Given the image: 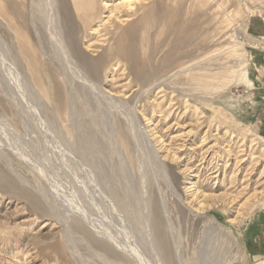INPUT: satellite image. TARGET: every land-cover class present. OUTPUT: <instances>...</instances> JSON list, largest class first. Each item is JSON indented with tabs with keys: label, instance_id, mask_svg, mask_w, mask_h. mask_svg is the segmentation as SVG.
Wrapping results in <instances>:
<instances>
[{
	"label": "rangeland",
	"instance_id": "374dc122",
	"mask_svg": "<svg viewBox=\"0 0 264 264\" xmlns=\"http://www.w3.org/2000/svg\"><path fill=\"white\" fill-rule=\"evenodd\" d=\"M61 1L68 33L72 10ZM95 1L102 21L90 26L100 34L116 28L125 38L117 56L121 66H115V58L105 63L104 56H94L99 46L86 51L91 36L95 40L100 34L71 47L92 79L119 94L118 104L109 107L93 96L86 106L78 89L72 119L63 116L58 95L55 108L42 100L44 124L37 112L33 124L36 119L24 115L12 98L9 75L0 71V264H264V0H110L105 9L102 2L108 0ZM126 1L133 11L122 7L108 19L112 6ZM30 15V0H0V49L11 50L27 82L20 41L12 36L15 30L25 38L30 32L36 41L38 25ZM242 27L260 41L240 33L243 46L234 50L231 38ZM39 48L35 42L30 50ZM143 128L167 178L150 158ZM146 160L152 162L147 166ZM113 191L123 198L120 205ZM212 217L219 222L215 228L208 225Z\"/></svg>",
	"mask_w": 264,
	"mask_h": 264
},
{
	"label": "bare ground",
	"instance_id": "6f19581e",
	"mask_svg": "<svg viewBox=\"0 0 264 264\" xmlns=\"http://www.w3.org/2000/svg\"><path fill=\"white\" fill-rule=\"evenodd\" d=\"M60 2L62 3V1L61 0H30V4H31V17H30V20L32 21V25L34 24V22H35V24H37L38 25V27L36 28V32L34 33V36H35V39H36V41H33V36L32 35H30L29 33L30 32H28L27 33V36H26V38L24 37V36H22V32H20V31H18V30H15L14 31V36H12L13 38H15L16 40H15V42L17 41V43H18V41H20V46L17 48V47H14L15 49L17 48V49H20L21 50V52H19L18 51V54H20L21 53V56H22V61H24V66H25V68L26 69H24V70H28V74L30 75L29 77H30V82H27V80L23 77V73L21 74V73H19L18 72V70H17V68H16V65H15V63H14V61H13V56L11 55V53L12 52H10L9 53V51H11V50H7V46H4V44L6 43H4L3 44V46L4 47H6V50H7V52L6 53H2V51L3 52H5L6 50H2V49H0V51H1V53L3 54V56L1 55V53H0V71L2 72L3 71V73L6 75V74H8L9 75V80H8V77H7V80L10 82V84H8V81H7V84L8 85H11V88H13V89H11L12 90V92H14V97L12 96V98H14L17 102H19L20 103V106L22 107V109L21 110H24L23 112H24V115H25V113L26 114H28V116L30 117V118H35L36 120H32L31 122H33V121H38V119L34 116L35 114H36V112L38 113V115H39V118L41 119V117L43 116V115H41V112H42V110H41V108H40V104L41 103H45L46 102V100L49 102V103H51L50 105H52L53 107H54V105H55V96H62V98H61V100H60V102H59V105H62V106H64V109H63V116H65V117H67L68 119L70 118V119H72L77 113H76V110H75V106H74V104L73 103H75V101H74V99L76 98V96H78L79 97V91H78V89H80V90H82V91H80V92H84L85 93V98H84V105H86L85 104V102L87 101V102H90L89 101V97L91 98V97H95L96 98V100H102L103 102H104V104L105 103H107V106H109L110 107V105H108V103H112V105L114 104H118V102H120L119 101V99H117V97L119 96V94H117V95H112L111 93H110V91L109 90H107V89H105V87L102 85V84H100L98 81H96L95 79H92L88 74H87V72L85 71V69L83 68V66L81 65V63L77 60V58L75 57V51L72 49V47H71V44L72 45H74L73 43H75L76 45H78L80 42H82V39H83V37H89L90 38V35H95V34H100L99 32H101V30L99 29V28H97V27H94L93 25L92 26H90L92 23H94V22H100V21H102V20H98L100 17V14H99V9H100V6L99 5H97L96 4V1L95 0H64L63 1V3H66L68 6H69V8H70V10H72V19H73V21H72V26L73 27H68V31L70 32H68L67 33V29H66V27L64 26L65 25V23H64V20H63V17L61 16V14L59 13V6H60ZM102 4L105 6V7H102V8H108L109 6H111V3H110V0H108V1H105V2H102ZM133 4V3H132ZM102 5V6H103ZM97 6H99V9L97 8V11H94V10H96L95 9V7H97ZM131 6V8H129ZM122 7H125V9L126 8H129V9H131L132 10V5H131V2L130 1H126V2H120L119 4H117L116 3V5H113L112 6V8L109 10L110 11V15H109V17H108V19L109 18H111L110 16L113 14V12L115 11V10H119L120 8H122ZM133 11V10H132ZM118 13H119V11H118ZM120 14V13H119ZM8 15V14H7ZM114 16L116 17V19L118 18V16H116L115 14H114ZM21 19L24 21V17L23 16H21ZM128 19H130V17L128 16V17H123L122 18V21H125V20H128ZM106 22V21H105ZM105 22L104 23H99L100 25H98V27L100 26H104V24H105ZM115 22V21H114ZM110 23V22H109ZM112 23V22H111ZM31 25V24H30ZM9 26H11V24L9 25ZM13 26V25H12ZM15 26V25H14ZM35 26V25H34ZM33 26V27H34ZM106 26V25H105ZM247 26V24L245 23L244 24V27H246ZM32 27V28H33ZM8 28V27H7ZM25 29H27L28 28V26H27V24H26V26L24 27ZM34 28V29H35ZM243 28V27H242ZM9 29H10V27H9ZM12 30V29H11ZM10 30V31H11ZM246 30H248V28H243L242 29V32H239V33H237V31L235 32V35L234 36H232V38H231V40L232 41H236L233 45H232V49H234L235 50V48H237L238 47V45H242L243 43L242 42H240L239 40L242 38L241 36H240V33L241 34H243V36L244 37H246L247 39H248V41H250V42H259L260 40L259 39H257L256 37H253V36H248L249 34L247 33V31ZM119 31H117V29L116 28H113V29H111L110 31H107V32H103V33H101L100 34V36L99 37H97L95 40H90V39H93L92 38V36H91V38L87 41V44H86V51H90V50H92V51H94V49L96 48V47H98L99 46V48H100V50H98L97 52H98V54H95L94 56H104L105 58H104V60H105V63H108L109 61H110V59L111 58H115V60H114V62H115V66H117V68L118 67H120L121 65H120V63H121V61H119V59L117 58V56H119V51L122 49V47H123V41H125V38H124V36H123V34H119L118 33ZM9 33V32H8ZM12 34V33H11ZM85 39H87V38H85ZM237 39V40H236ZM260 39H264V36L262 35V37L260 38ZM41 41H43V42H45V46L47 47V51H48V53H46V52H44V49H43V47H42V43L43 42H41ZM3 42V41H2ZM35 42H37V44H38V46L40 47L39 48V51L40 52H34V50H30V47L35 43ZM73 42V43H72ZM17 43H15V45H17L18 46V44ZM2 44V43H1ZM0 44V45H1ZM257 43H255V45H256ZM243 46V45H242ZM75 47V46H74ZM262 47H264V46H262ZM0 48H1V46H0ZM261 48V47H260ZM14 49V50H15ZM46 51V50H45ZM7 53H8V56H7ZM6 54V55H5ZM14 54H16V51H15V53ZM17 54V55H18ZM5 55V56H4ZM26 55H31L32 57H34V59L35 60H37V59H40V61L39 62H31L28 58H24V60H23V56L25 57ZM85 55V54H84ZM19 56V55H18ZM21 56H19V57H21ZM16 63H18L17 61H15ZM19 62H20V60H19ZM90 62H92V61H90ZM23 63V62H22ZM49 65L52 67V69L49 67ZM2 66V67H1ZM114 66V69H117L116 67ZM22 67H23V64H22ZM214 67V66H213ZM216 67V66H215ZM22 69V68H21ZM30 72V73H29ZM54 73V74H53ZM7 75V76H8ZM25 76H27V74L25 75ZM5 77V76H4ZM246 77V76H245ZM6 78V77H5ZM4 78V79H5ZM5 81V82H6ZM128 83H130V81L128 82ZM127 83V84H128ZM157 83V82H156ZM126 84V85H127ZM9 87V86H8ZM164 87V86H163ZM147 91H148V89H147ZM159 91H161L160 89H159ZM183 91V90H182ZM10 92V91H9ZM11 92V93H12ZM63 93V94H62ZM9 96H10V94H9ZM81 96H83V93H81ZM75 97V98H74ZM46 99V100H43V99ZM80 98V97H79ZM42 100H43V102H42ZM47 102V103H48ZM95 102H97V101H95ZM16 103V102H15ZM43 103V104H44ZM47 103H45V104H47ZM61 103V104H60ZM92 103H94V101L92 102ZM44 104V105H45ZM95 104V103H94ZM98 104V103H97ZM100 105H101V103H99ZM104 104H102L103 106L102 107H104ZM89 105H91V104H89ZM99 105V106H100ZM121 105V104H120ZM87 106V105H86ZM86 106H84V107H86ZM96 106V105H95ZM98 106V105H97ZM97 106H96V108H97ZM107 106H106V108H107ZM122 107V106H121ZM55 108V107H54ZM101 108V107H100ZM125 108V107H124ZM135 108V107H134ZM57 109V108H56ZM99 109V108H98ZM114 109V108H113ZM118 109V108H117ZM133 109V108H132ZM58 110V109H57ZM91 110V109H90ZM101 110V109H100ZM104 110H105V108H104ZM133 110H135V109H133ZM89 111V110H88ZM88 111H86V112H88ZM102 111H103V109H102ZM117 111V110H116ZM108 112H110V109L108 110ZM118 112V111H117ZM33 115V117H31V115ZM93 113V112H92ZM103 113H104V111H103ZM128 113H130V112H128ZM20 114V113H19ZM57 114H58V112H57ZM56 114V115H57ZM94 114H97V113H94ZM102 114V113H101ZM108 115H109V113H107ZM21 115V114H20ZM111 115V114H110ZM89 116H90V114H89ZM94 116V115H93ZM92 116V117H93ZM122 116V115H121ZM131 116H134V114L133 115H131ZM28 117V118H29ZM91 117V116H90ZM111 116H109L108 118H110ZM126 117V116H125ZM124 117V118H125ZM25 118V117H24ZM27 118V117H26ZM48 118V117H47ZM56 118H57V116H56ZM79 118V117H78ZM100 118V117H99ZM108 118H107V120H108ZM23 119V118H22ZM58 119V118H57ZM91 119V118H90ZM104 119V118H103ZM131 119V118H130ZM28 120H31V119H28ZM49 120V119H48ZM41 121H42V119H41ZM96 121V120H95ZM105 121V120H104ZM5 122V121H4ZM9 122V121H8ZM72 122V121H71ZM100 122V121H99ZM103 122V121H102ZM129 122H130V120H129ZM134 122V121H133ZM42 123H43V121H42ZM49 123V122H48ZM96 123V122H95ZM104 123H106V122H104ZM113 123V122H112ZM128 123V122H127ZM136 123V122H135ZM7 124V123H6ZM33 124H34V122H33ZM36 124V123H35ZM44 124V123H43ZM46 124V123H45ZM72 124V123H71ZM129 124V123H128ZM132 124V123H131ZM29 125V124H28ZM100 125H102V124H100ZM32 126V125H31ZM35 126V125H34ZM47 126V125H46ZM51 126L53 127V125L51 124ZM74 126V125H73ZM111 126V125H110ZM129 126V125H128ZM48 127V126H47ZM52 127H51V130H52ZM131 127V125L128 127V128H130ZM138 127V126H137ZM33 128V127H32ZM36 128H38V125H37V127ZM49 128V127H48ZM98 128V127H97ZM133 128V127H132ZM131 128V129H132ZM141 128V127H140ZM34 129V128H33ZM50 129V128H49ZM48 129V130H49ZM110 129H111V127H110ZM113 129V128H112ZM4 130V129H3ZM50 130V131H51ZM55 130V129H54ZM53 130V131H54ZM99 130V129H98ZM135 130V129H134ZM136 130H138V129H136ZM74 131H76V129L74 130ZM131 131H133V130H131ZM140 131H141V129H140ZM55 132V131H54ZM97 132V131H96ZM80 133V132H79ZM110 133H112V132H110ZM133 133H134V131H133ZM142 133H143V135H142V139H143V141L146 143L145 145H148V147H149V149H150V151H151V157L150 158H153L155 161H157L158 163H159V165H160V169H161V171H162V173L164 174V176L166 177V167H165V165H163V163L162 162H160L159 161V154H158V150L156 151L155 150V148H154V146H153V144L150 142V140L148 139V137H147V135H146V133H145V131H144V128L142 129ZM50 134V133H49ZM52 134V133H51ZM109 134V133H108ZM55 136H56V134H54ZM138 135V134H137ZM7 136V135H6ZM37 136H39V135H37ZM53 136V135H52ZM95 136V135H94ZM133 136V135H132ZM2 137V136H1ZM10 137V136H9ZM15 137V136H14ZM11 138V137H10ZM56 138H57V136H56ZM105 138V137H104ZM136 138V137H135ZM2 139V138H1ZM9 139V138H8ZM12 139V138H11ZM52 139H53V137H52ZM55 139V138H54ZM54 139H53V141H54ZM69 139V138H68ZM71 139V138H70ZM94 139V138H93ZM26 140V139H25ZM24 140V141H25ZM41 140V139H40ZM51 140V139H50ZM58 140V139H57ZM66 140V139H65ZM106 140H107V138H106ZM137 140V139H136ZM135 140V141H136ZM4 141V140H3ZM9 141V140H8ZM12 141V140H11ZM53 141H51V142H53ZM59 142V141H58ZM70 142V141H69ZM13 143V142H12ZM26 143V142H25ZM30 143H32V142H30ZM34 143V142H33ZM62 143V142H61ZM60 143V144H61ZM64 143V142H63ZM63 143H62V146H63ZM83 143V142H82ZM86 143H88V142H86ZM109 143H110V140H109ZM22 144H23V141H22ZM21 144V145H22ZM29 144V143H28ZM71 144V143H70ZM110 144H112V142L110 143ZM24 145V144H23ZM23 145H22V147H23ZM27 145V144H26ZM30 145H32V144H30ZM33 145H35V144H33ZM41 145H42V142H41ZM50 145V144H49ZM59 145V144H58ZM88 145V144H87ZM144 145V146H145ZM12 146V145H11ZM15 146V145H14ZM54 147H55V145H53ZM82 146V145H81ZM112 146V145H111ZM115 145H113L112 147H114ZM117 146V145H116ZM115 146V147H116ZM244 146V145H243ZM16 147H17V145H16ZM19 147V146H18ZM27 147H30V146H27ZM45 147H47V146H45ZM50 148H51V146H49ZM87 147V146H86ZM94 147H95V145H94ZM146 147V146H145ZM20 148V147H19ZM24 148H25V145H24ZM48 148V147H47ZM49 148V149H50ZM64 148H65V146H64ZM88 148V147H87ZM109 148H111V147H109ZM117 148V147H116ZM17 149V148H16ZM21 149V148H20ZM55 149V148H54ZM59 149H60V147H59ZM69 149V148H68ZM71 149H73V148H71ZM71 149H69V150H71ZM244 149V148H243ZM30 150L32 151V149L30 148ZM58 150V149H57ZM65 150H67V148L65 149ZM68 150V151H69ZM81 150H82V148H81ZM85 150V149H84ZM83 150V151H84ZM99 150V149H98ZM110 150V149H109ZM121 150V149H120ZM145 150H146V148H145ZM242 150V149H241ZM263 150V149H262ZM15 151H17V150H15ZM24 151V150H23ZM34 151V150H33ZM60 151V150H59ZM76 151V150H75ZM110 151H112V150H110ZM35 152V151H34ZM52 151H50V153H51ZM63 152V151H62ZM61 152V153H62ZM78 152V151H77ZM79 152H81L80 150H79ZM118 152H119V149H118ZM121 152V151H120ZM52 153H54V152H52ZM71 153V152H70ZM75 153V152H74ZM112 153V152H111ZM72 154H73V151H72ZM86 154V153H85ZM104 154V153H103ZM148 154V153H147ZM25 155V154H24ZM55 155V154H54ZM59 155V154H58ZM77 155V154H76ZM83 155V154H82ZM106 155V154H105ZM112 155V154H111ZM114 155V154H113ZM37 156V155H36ZM41 157V156H40ZM39 157V158H40ZM56 157V156H55ZM60 157V156H59ZM70 157V156H69ZM81 157V156H80ZM142 157V156H141ZM33 158H35V157H33ZM38 158V157H37ZM51 158V157H50ZM64 158V157H63ZM63 158H62V160H63ZM66 158V157H65ZM74 158V157H73ZM79 158V157H78ZM120 158V157H119ZM146 158V157H145ZM145 158L144 159H142L143 160V162L142 163H144V160H145ZM41 159V158H40ZM57 159H58V157H57ZM76 159V158H75ZM121 159V158H120ZM119 160V159H118ZM137 160H139V159H137ZM244 160V159H243ZM242 160V161H243ZM72 161V160H71ZM102 161H104V160H102ZM147 161H151L152 162V160H146V162H145V165H147L146 163H147ZM64 162H65V160H64ZM89 162V161H88ZM113 162V161H112ZM138 162V161H137ZM49 163V162H48ZM67 163H69V162H67ZM100 163V162H99ZM104 163V162H103ZM241 163V162H240ZM39 164H41V163H39ZM54 164V163H53ZM61 164V163H60ZM109 164H110V162H109ZM139 164V163H138ZM45 165V167H46V164H44ZM48 165V164H47ZM56 165V164H55ZM78 165V164H77ZM142 165V164H141ZM144 165V166H145ZM149 165V164H148ZM147 165V166H148ZM155 165V164H154ZM42 166V165H41ZM53 166V165H52ZM80 166H82V165H80ZM88 166V165H87ZM93 166V165H92ZM137 166H139V165H137ZM48 167V166H47ZM55 167V166H54ZM76 167V166H75ZM99 167V166H98ZM97 167V168H98ZM126 167V166H125ZM142 167V169L144 168L143 166H141ZM150 167H152V166H150ZM79 168V167H78ZM82 168V167H81ZM97 168H95V169H97ZM121 168H123V167H121ZM153 168V167H152ZM152 168H150V169H152ZM53 169V168H52ZM57 169V168H56ZM63 169V168H62ZM88 169V168H87ZM145 169H148V167L147 168H145ZM149 169V170H150ZM51 170V169H50ZM55 170V169H54ZM82 170V169H81ZM90 170V169H89ZM153 170H154V168H153ZM126 171V170H125ZM125 171H123V172H125ZM138 171V170H137ZM144 171V170H143ZM142 171V172H143ZM150 171H152V170H150ZM106 172V171H105ZM141 172V173H142ZM52 173V172H51ZM67 173V172H66ZM127 173V172H126ZM129 173V172H128ZM80 174V173H79ZM162 174V175H163ZM54 175V174H53ZM74 175V174H73ZM92 175V174H91ZM124 175V174H123ZM142 175H143V173H142ZM146 175H147V173H146ZM109 176V175H108ZM140 176V175H139ZM161 176V175H160ZM74 177V176H73ZM114 177V176H113ZM117 177V176H116ZM121 177V176H120ZM126 177V176H125ZM124 177V178H125ZM131 177V176H130ZM164 177V178H165ZM56 178V177H55ZM77 178V177H76ZM95 178V177H94ZM99 178V177H98ZM101 178V177H100ZM118 178V177H117ZM163 178V177H162ZM167 178V177H166ZM62 179V178H61ZM68 179V178H67ZM72 179V178H71ZM121 179V178H120ZM129 179V178H128ZM141 179V178H140ZM94 180V179H93ZM118 180V179H117ZM116 180V181H117ZM55 181V180H54ZM70 181V180H69ZM88 181V180H87ZM97 181H99V180H97ZM96 181V182H97ZM114 181V180H113ZM168 181V180H167ZM64 182V181H63ZM90 182V181H89ZM93 182V181H92ZM104 182V181H103ZM115 182V181H114ZM124 182V181H123ZM138 182V181H137ZM69 183V182H68ZM97 183H99V182H97ZM58 184V183H57ZM118 184V183H117ZM167 184V183H166ZM72 185V184H71ZM87 185V184H86ZM93 185V184H92ZM96 185H98V184H96ZM120 185V184H119ZM118 185V186H119ZM123 185H125V184H123ZM122 185V186H123ZM75 186V185H74ZM74 186H73V189H74ZM89 186H90V184H89ZM100 186V185H99ZM128 186V185H127ZM142 186V185H141ZM170 186V185H169ZM76 187V186H75ZM101 187V186H100ZM121 187V186H120ZM63 188V187H62ZM106 188V187H105ZM128 188H131V187H128ZM39 189V188H38ZM64 189V188H63ZM76 189V188H75ZM123 189V188H122ZM122 189H121V191H122ZM40 190H42V189H40ZM71 190V189H70ZM91 190V189H90ZM129 190V189H128ZM77 191H79V190H77ZM97 191V190H96ZM125 191V190H124ZM124 191H122V194L124 193ZM130 191H132L133 192V190H129V192ZM88 192H90V191H88ZM93 192H95V191H93ZM102 192V191H101ZM105 192V191H104ZM107 192V191H106ZM105 192V193H106ZM110 192L112 193V189L110 190ZM131 192V193H132ZM92 193V192H91ZM95 193H97V192H95ZM147 193V192H146ZM74 194L77 196V198H80L79 197V195H78V193H76V192H74ZM98 194H100V193H98ZM108 194V193H107ZM106 194V197L108 196ZM126 194V193H125ZM125 194H123L122 195V197H124V195ZM138 194V193H137ZM151 194V193H150ZM71 195V194H70ZM82 195H83V193H82ZM85 195V194H84ZM109 195H110V193H109ZM127 195V194H126ZM126 195H125V197H126ZM100 196H102L101 194H100ZM132 196V195H131ZM137 196V195H136ZM139 196V195H138ZM163 196V195H162ZM109 197V196H108ZM113 197H114V199H115V201L120 205V201L121 200H123V198L121 197V195H119L118 194V192H115V191H113ZM124 197V198H125ZM134 198L133 199H136L135 198V196H133ZM145 197V196H144ZM76 199V198H75ZM75 199H73V200H75ZM140 199H143V198H141L140 197ZM104 200V199H103ZM108 200V199H107ZM144 200V199H143ZM77 201H79V200H77ZM76 201V202H77ZM145 201V200H144ZM225 201V200H224ZM234 201V200H233ZM111 202V201H110ZM126 202H128V201H126ZM141 202V201H140ZM82 203V205H85V202L83 203V202H81ZM112 203H113V201H112ZM117 203H115L114 202V205L115 204H117ZM79 204V203H78ZM78 204H74V206L75 205H78ZM138 204V203H137ZM87 205V204H86ZM73 206V207H74ZM80 206V205H79ZM88 206H91L90 205V203L88 204ZM88 206H86V209H87V207ZM103 206V205H102ZM128 206V205H127ZM77 207V206H76ZM81 207V206H80ZM113 207V206H112ZM126 207V206H125ZM222 208H223V206H221ZM89 208V207H88ZM92 208V207H91ZM107 208V210H108V208H109V206L108 207H106ZM111 208V207H110ZM149 208V207H148ZM204 208H206V207H204ZM79 208H77V210H78ZM83 208H81V210H82ZM122 209V208H121ZM125 209V208H124ZM143 209H145V208H143ZM201 209H203V208H201ZM73 210H74V208H73ZM77 210H74V211H77ZM111 210H112V208L111 209H109V213H111ZM117 210V209H116ZM129 210V209H128ZM52 211V210H51ZM67 211H69V210H67ZM89 211V210H88ZM119 211V210H118ZM121 211V210H120ZM125 210H123V212H124ZM82 212V211H81ZM91 212H92V210H91ZM128 212V211H127ZM108 213V214H109ZM79 214H81L80 212H79ZM83 214V213H82ZM86 214V213H85ZM113 214V213H112ZM133 214V213H132ZM149 214V213H148ZM93 215V214H92ZM106 215V214H105ZM111 215V214H110ZM116 215V214H115ZM120 215H122V212H121V214ZM119 215V216H120ZM130 215V214H129ZM83 216V215H82ZM88 216H89V214H88ZM101 216V215H100ZM112 216V215H111ZM125 216V215H124ZM135 216V215H134ZM84 217V216H83ZM116 217V216H115ZM140 217H142L141 216V214H140ZM145 217V216H144ZM118 218V217H117ZM138 218V217H137ZM147 218H149V217H147ZM68 219V218H67ZM131 218H129V220H130ZM144 219V218H143ZM137 220H139V219H137ZM168 220V219H167ZM117 221H118V219H117ZM121 221V220H120ZM127 221V220H126ZM133 221V220H132ZM146 221H147V219H146ZM67 222V221H66ZM160 222V221H159ZM118 223V222H117ZM141 223H142V221H141ZM147 223V222H146ZM88 224V223H87ZM90 224V223H89ZM93 224V223H92ZM120 224V223H119ZM133 224H134V222H133ZM138 224V223H137ZM136 224V225H137ZM148 225H150V227L152 226L153 227V222L149 219L148 220V223H147ZM147 224H146V226H147ZM97 225V224H96ZM143 225H144V223H143ZM142 225V226H143ZM208 225H210V226H212V227H216V226H218L219 225V222L214 218V217H212L211 219H210V223L208 224ZM121 226V225H120ZM135 226V225H134ZM142 226H140L139 225V228L140 227H142ZM145 226V227H146ZM92 227V226H91ZM118 227V226H117ZM124 227V226H123ZM128 227H130V226H128ZM127 227V229H129ZM133 227V226H132ZM138 227V226H137ZM207 227H209V226H207ZM100 228V227H99ZM134 228V227H133ZM172 228V227H171ZM218 228V227H217ZM216 228V229H217ZM98 228L96 227V230H97ZM113 229V228H112ZM117 229V228H116ZM119 229V228H118ZM142 229V231H144L143 230V228H141ZM141 229H139V230H141ZM145 229V228H144ZM210 229H212L211 227H210ZM219 229V228H218ZM217 229V230H218ZM136 230V229H135ZM134 230V231H135ZM99 231V230H98ZM120 231V230H119ZM130 231V230H129ZM211 231V230H210ZM101 232V231H100ZM118 232V231H117ZM136 232V231H135ZM141 232V231H140ZM153 232H155V231H153ZM103 233H105V232H103ZM121 233H122V231H121ZM156 233V232H155ZM212 233V232H211ZM136 234V233H135ZM144 234V233H143ZM149 234H151V233H149ZM98 235V234H97ZM111 235V234H110ZM114 235V234H113ZM146 235V234H145ZM115 236V235H114ZM133 236H136V235H133ZM142 236V235H141ZM155 236H156V234H155ZM110 237V236H109ZM116 237V236H115ZM125 237V236H124ZM129 237V236H128ZM137 237H139L138 236V232H137ZM152 237L155 239L156 237H154V235L152 234ZM142 238V237H141ZM140 238V239H141ZM149 238H151V237H149ZM148 238V239H149ZM152 238V239H153ZM151 239V240H152ZM208 239V238H207ZM123 240V239H122ZM83 241H84V239H83ZM115 241V240H114ZM126 241V240H125ZM137 242H140V241H137ZM136 241H135V243H136V245H138V243H137ZM156 242V241H155ZM101 243V242H100ZM118 243V242H117ZM119 243H121V242H119ZM143 243V242H142ZM145 243V242H144ZM152 243V242H151ZM162 243V242H161ZM161 243H157L158 244V246H159V250H162L164 247L162 246V244ZM211 243V242H210ZM140 244H141V242H140ZM153 244V243H152ZM161 246H160V245ZM208 244V243H207ZM123 245H125V244H123ZM142 245V244H141ZM143 245H145V244H143ZM153 246H154V244H153ZM152 246V247H153ZM157 246V245H156ZM129 247H131V246H129ZM142 247H144V246H142ZM149 247V246H148ZM150 247H151V245H150ZM204 247V246H203ZM212 247V246H211ZM123 248V247H122ZM133 248V247H132ZM113 249V248H112ZM111 249V250H112ZM136 249V248H135ZM152 249V248H151ZM177 249V248H176ZM114 250V249H113ZM128 250H130V249H128ZM137 250V249H136ZM150 250V249H149ZM153 250H157V249H153ZM140 252H142V251H140ZM208 252V251H207ZM105 253V252H104ZM110 253V252H109ZM112 253V252H111ZM121 253V252H120ZM157 253V252H156ZM164 253V252H163ZM99 254H101V253H99ZM160 254H162L161 252H160ZM150 257V256H149ZM155 257V256H154ZM159 257H160V255H159ZM105 258V257H104ZM129 258V257H128ZM151 258H153V257H151ZM156 258V257H155ZM158 258V257H157ZM107 259V258H106ZM105 259V260H106ZM149 259V258H148ZM154 259V258H153ZM159 259V258H158ZM157 259V260H158ZM123 260V259H122ZM209 260V259H208ZM107 261V260H106ZM109 261V263H110V260H108ZM127 261V260H126ZM143 261V260H142ZM155 262H156V260H155ZM206 262V261H205ZM130 263V262H129ZM112 264H114V263H112ZM122 264V263H121ZM131 264V263H130ZM151 264V263H150ZM206 264V263H205Z\"/></svg>",
	"mask_w": 264,
	"mask_h": 264
},
{
	"label": "built area",
	"instance_id": "2783aa9c",
	"mask_svg": "<svg viewBox=\"0 0 264 264\" xmlns=\"http://www.w3.org/2000/svg\"><path fill=\"white\" fill-rule=\"evenodd\" d=\"M253 65H255V64H253ZM260 68V67H259ZM256 71H258V67H255L254 68ZM258 73H259V71H258ZM263 77H264V75H263ZM262 86L264 87V80L262 81Z\"/></svg>",
	"mask_w": 264,
	"mask_h": 264
},
{
	"label": "crops",
	"instance_id": "0c3cea01",
	"mask_svg": "<svg viewBox=\"0 0 264 264\" xmlns=\"http://www.w3.org/2000/svg\"><path fill=\"white\" fill-rule=\"evenodd\" d=\"M264 59V58H263ZM263 66H264V64H263Z\"/></svg>",
	"mask_w": 264,
	"mask_h": 264
}]
</instances>
